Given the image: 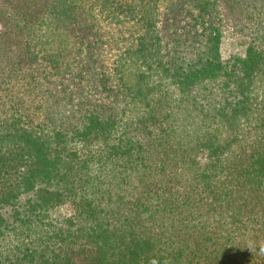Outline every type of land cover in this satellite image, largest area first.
<instances>
[{
  "label": "trees",
  "instance_id": "16d2710c",
  "mask_svg": "<svg viewBox=\"0 0 264 264\" xmlns=\"http://www.w3.org/2000/svg\"><path fill=\"white\" fill-rule=\"evenodd\" d=\"M26 65L116 97L0 121V264H264V0H0V66Z\"/></svg>",
  "mask_w": 264,
  "mask_h": 264
},
{
  "label": "rangeland",
  "instance_id": "374dc122",
  "mask_svg": "<svg viewBox=\"0 0 264 264\" xmlns=\"http://www.w3.org/2000/svg\"><path fill=\"white\" fill-rule=\"evenodd\" d=\"M177 21V18L172 15L168 7L162 9L161 25L162 34L165 40L172 42L176 39V36L181 34L179 31V25L185 26L184 22ZM231 30V29H230ZM233 31V30H232ZM229 31L227 38L224 40L221 46V54L224 61H230L236 57L244 56V48L239 44V40L236 37L235 31ZM111 55V54H110ZM23 60L25 63L26 60ZM35 67L20 66V70H5L0 66V121L9 112L10 114H25L34 122H38V118L46 117L49 119L50 124H58L61 121L66 122L67 118L73 117V115L79 113L78 107L80 102H110L115 100V94L112 98L109 97V93L102 89H97V86L93 81L84 80V88H80V92L73 95V99L70 100V95L66 93H60V88L51 90L54 92L52 95L48 94L47 88L42 87V91H38L35 86V80L33 83V74L37 72ZM24 69L23 71H21ZM36 70V71H35ZM96 71V69H95ZM93 75V74H92ZM91 78L94 81H98L100 75L96 71V76ZM69 90H74L71 87ZM121 105L122 101L119 102ZM40 122V121H39ZM71 206H66L62 211L63 213H70Z\"/></svg>",
  "mask_w": 264,
  "mask_h": 264
}]
</instances>
